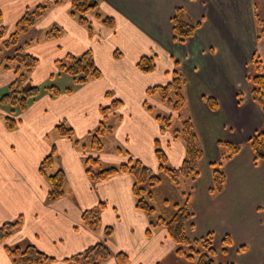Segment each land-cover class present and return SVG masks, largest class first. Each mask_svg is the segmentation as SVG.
I'll return each instance as SVG.
<instances>
[{
  "label": "crops",
  "instance_id": "1",
  "mask_svg": "<svg viewBox=\"0 0 264 264\" xmlns=\"http://www.w3.org/2000/svg\"><path fill=\"white\" fill-rule=\"evenodd\" d=\"M56 1L0 0L4 39L14 32L28 8L43 2L49 5L47 13L21 34L19 45L39 58L27 85L54 84L63 90L57 96L44 91L24 112L14 116L17 126L13 130L5 123L9 109L0 108V226L11 220L21 221L13 236L0 245V264H13L7 245L32 244L56 258L47 264H72L67 258L100 241H106L114 252L128 253L129 264H159L176 250L165 227L147 234L151 219L136 207L130 174L119 173L93 183L84 162L88 154H98L111 164L125 163L133 157L157 169L155 141L161 136L169 164H182L184 142L173 139L171 133H162L154 113L144 105L147 88L171 79L168 72L174 67H180L184 74L187 115L193 119L204 151L200 174L192 185L195 215L187 222V234L197 239L212 233L216 245H221L227 235L232 239L231 246L263 244L264 161L257 160L248 145L254 132L264 127V113L252 99L247 82L254 52L260 51L264 61V42L257 41L255 35L253 0H99L97 10L87 14L92 33L71 14L69 0ZM179 7L191 21L201 22L196 34L184 43L173 39L172 18ZM107 16L115 19V28L103 23ZM55 26L61 29V35L51 39L47 32ZM89 50L101 77L65 92L74 78L59 71L58 60ZM143 56L155 58L153 71L145 72L137 66ZM15 76L14 68H2L0 87H8ZM62 77L67 80L61 87L57 79ZM206 97L216 100V110ZM116 99L122 103L105 119L110 123L116 116L110 133L117 138L115 148H106L108 135L101 152H85L73 139L57 133L56 125L66 121L78 138L85 137L103 119L101 107L112 105ZM223 143L240 144L241 149L225 161V187L213 195L212 165L225 155ZM53 146L57 150L55 170L63 169L66 174L65 193L48 202L51 186L39 166ZM101 202L105 203L101 226L93 230L83 222L82 215ZM106 226L113 228L109 239L104 234ZM104 264L118 262L111 257Z\"/></svg>",
  "mask_w": 264,
  "mask_h": 264
},
{
  "label": "trees",
  "instance_id": "2",
  "mask_svg": "<svg viewBox=\"0 0 264 264\" xmlns=\"http://www.w3.org/2000/svg\"><path fill=\"white\" fill-rule=\"evenodd\" d=\"M66 1L57 0L56 3ZM71 2V14L75 16L82 24L86 25L90 32L93 31V25L87 14L96 11L99 6V0H69ZM48 4H38L34 8H28L24 15L18 20L14 32L9 38L4 39L0 46V70L2 68H14L15 78L8 86L6 93L0 94V108L9 109L5 116V123L10 130L15 129L17 120L15 115L24 112L29 105L36 101L44 91H48L53 96H57L63 92L61 88L54 84L48 86L26 84L27 79L33 69L38 65L39 58L28 53L20 44V36L33 27L37 21L43 17L48 11ZM99 15V14H98ZM100 16V15H99ZM1 18V12H0ZM103 23L109 27H115V19L107 16L102 19ZM173 37L180 43L191 37L201 25V22H193L188 17L186 11L179 7L176 9L172 18ZM4 26H2L0 35L4 34ZM264 31V30H263ZM61 35L59 27H53L47 32V37L53 39ZM259 39L262 35H258ZM119 55V52L116 53ZM253 63L258 74L251 80V90L255 102L264 112V74L263 66L259 59L254 57ZM59 71H63L74 78L72 87L66 88L65 92H72L76 86H81L91 79L100 78L101 69L97 66L93 53L89 50L81 55L68 54L64 60H58ZM138 67L149 72L155 68V60L152 56H143ZM250 75V74H249ZM254 83V85H252ZM185 77L180 67H175L172 72V79L164 85H154L147 89L148 95H158L162 101L172 105L177 112L184 105ZM122 102L120 99L113 101L112 105L102 107L101 113L103 119L97 128L88 134L90 137L88 143L82 142V139L76 136L75 129L66 121H61L56 125V131L59 136L69 137L73 139L77 146H81L85 152H101L104 149V138L107 133L111 132L112 126L105 119L114 107ZM210 106L216 108L214 100L208 99ZM145 104H147L145 102ZM148 109H152L148 105ZM162 124V130L171 126L172 117H165L156 114L155 116ZM174 139H180L185 143L186 154L182 164L179 167H172L169 164L166 152L157 145L156 155L159 159V168L157 171L143 163L140 159L131 157L128 162L112 166H103L102 160L98 154H88L85 157L86 172L93 183L107 180L119 173H128L133 178V193L136 199V207L145 212L151 219L150 227L147 234L151 235L155 228L165 227L170 237L176 243V252L188 259H194L195 255H199L198 264H215L212 256L216 253L213 246V234L209 233L201 238L191 239L186 231L187 222L194 217L195 212L191 208L192 188L184 192L185 200L183 202H173L172 208L174 212L169 215L156 214V207L152 204L156 196V188L162 183L164 177H168L175 184H179L182 180L190 178L194 182L199 174V163L204 155L203 148L196 133L194 124L190 118L183 120L182 126L173 132ZM87 140V139H84ZM226 147L225 155L217 163L212 165L213 184L211 193L219 194L223 191L226 182L224 172L225 161L232 158L240 149V144L223 143ZM248 145L252 149L255 158L264 161V129L257 130L249 139ZM127 152V150H125ZM57 159L56 146L52 147L51 152L41 161L39 170L47 176L50 183V191L47 201L53 202L65 193L66 174L63 169H58L54 173H50ZM165 204H171L169 199H164ZM105 203L101 202L98 206L85 210L82 215L83 222L91 229L97 230L101 226L100 213ZM20 219L11 220L0 226V244L10 238L20 226ZM106 239L111 238L113 228L106 226L104 229ZM224 251L226 245L231 243L230 236L224 239ZM187 246V248H186ZM6 250L12 259L13 264H47L56 258L47 255L36 246L30 244L21 246H6ZM115 256L119 264H128L129 255L124 251L114 253L106 241H100L88 246L82 252L67 258L72 264H104L106 260ZM160 264V263H159Z\"/></svg>",
  "mask_w": 264,
  "mask_h": 264
},
{
  "label": "rangeland",
  "instance_id": "3",
  "mask_svg": "<svg viewBox=\"0 0 264 264\" xmlns=\"http://www.w3.org/2000/svg\"><path fill=\"white\" fill-rule=\"evenodd\" d=\"M252 2H253V11H254V18H255V27L254 28H255L256 40L259 41V42H264V31H263L264 30V0H253ZM42 4H46V3L43 2ZM107 27H109V26H107ZM200 27H201V25H200ZM109 28H115V27H109ZM198 29H196L195 33H193V35H191V37L196 34ZM34 33H36V35H40L41 34V32H39V31H35ZM258 35H262L260 39H259ZM3 37H4V34H3L2 37L0 35V38H3ZM173 39H174V37H173ZM254 57H256V59H259L261 61V64L263 66L262 72L264 74V61L262 60L263 58H261L260 51L258 52V54H256V52H254L252 60H251V63L249 65V67H248V75H247V82L249 84L250 93H251V97H252L253 100H254V98H253V94H252V90H251V87H252L251 86V80L249 79V76L252 79V77L254 78L255 75L258 74V71L255 68V65L253 63ZM139 60H138V62H139ZM154 60H155V58H154ZM138 62H137V66H138ZM155 68H156V62H155ZM153 70H151V71H153ZM151 71H149V72H151ZM172 72H173V70H171L168 73H172ZM65 78L66 77H62L61 79H57L59 84L61 85V87L63 85H65V83H66L67 78L66 79ZM171 79H169L167 82L157 83L155 85H164V84L168 83L169 81H171ZM58 82H56V83H58ZM50 83H52V82H50ZM252 85H254V83H252ZM152 86H154V85H152ZM7 91H8V87H5V88L0 87V94L6 93ZM183 93H184V105L177 112L176 110L173 109L171 104H169V103H167L165 101H162L159 98L160 96H158V95H148L147 92H146V98H145V101H144V105L147 108H148V105L151 106L152 107L151 111L154 113L155 116L157 114V116L160 115V116H165V117H169V116L172 117L171 126L166 128L165 130H162V127H161L162 124L157 119L158 123L160 124V129H161L162 133H167L168 132V133H171L173 135L174 130L181 128L183 120H185L187 118H190L192 120V122H193V119L191 118V116L187 115V105H186L187 104L186 103L187 102V97H186L185 89H184ZM111 95H112V93H111ZM111 95L108 94L107 96H111ZM238 96H239V99L242 100V96L240 95V92H239ZM208 99L214 100L215 103H216V106H217V102H216L215 99L210 98V97H208V98L206 97L205 101L209 105H210V103L208 102ZM145 102L147 104H145ZM156 102H157V104H155ZM121 103L122 102H120L119 105ZM119 105L117 106V108L119 107ZM115 108L116 107H114V109ZM214 109L216 110L217 107L214 108ZM102 116H103V114H102ZM118 121H119V117L117 118V122ZM115 123H116V116L112 117L110 125L114 126ZM193 124H194V122H193ZM194 127H195V124H194ZM263 129H264V127H263ZM195 130H196V127H195ZM110 133L106 132V135L107 136L109 135V137L107 139V143H106V148H108V149L113 148V147L115 148L117 146V138H116V136L115 135L111 136ZM196 133H197V131H196ZM87 136L88 135H86L85 137L81 138L82 142L88 143L90 141V137L86 138ZM164 136L165 135H163V137ZM84 139H87V140H84ZM163 139L164 138H162L160 136L159 139L155 141V153H156L157 145H160V147L165 151V148L163 147L164 146ZM173 139H174V137H173ZM184 145H185V143H184ZM119 149L120 150H124L123 147H121V146H119ZM185 149H186V147H185ZM102 163H103V166H105V167L106 166L107 167L108 166H112V165H118V164L106 163L103 160H102ZM158 168H159V166H158ZM158 168L157 169H153V170L157 171ZM54 172H56L55 166L53 167V169L51 170L50 173H54ZM197 179L194 181V183L197 181ZM192 185H193V182L191 181L190 178H186V179L182 180L179 184H175L168 177H164V180L162 181V184H160L156 188V196H155L154 200H152V204L157 209L156 210L157 216L158 215H169L171 212L173 213L174 212V210L172 208L173 202H183L185 200L184 192L189 191L190 188L193 187ZM192 191H193V188H192ZM166 198L171 201V204H168V205L165 204L164 199H166ZM263 235L264 234H262V236ZM7 240H5V242L1 243L0 245H3L4 243H6ZM231 242H232V239H231ZM213 246L216 249V253L212 256V258L215 261V264H264V243L261 244V245H257V244H253L252 243V244L241 245V246H231V243H230L229 245H226L227 248L225 249L226 251H224V249H223L224 246H225L224 243H222L221 245H216L214 243V235H213ZM186 248H187V246H186ZM114 253H116V252H114ZM113 257H115V256H113ZM129 258H130V256H129ZM130 260H131V258H130ZM198 261H199V255L198 254L195 255L194 259H188V258H186L183 255H179L176 252V250H175L174 252H171L169 255L165 256V258L160 262V264H198ZM129 263H130V261H129Z\"/></svg>",
  "mask_w": 264,
  "mask_h": 264
}]
</instances>
